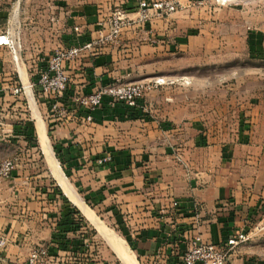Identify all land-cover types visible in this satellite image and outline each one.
<instances>
[{
    "label": "crops",
    "instance_id": "crops-1",
    "mask_svg": "<svg viewBox=\"0 0 264 264\" xmlns=\"http://www.w3.org/2000/svg\"><path fill=\"white\" fill-rule=\"evenodd\" d=\"M113 1H58L67 2L66 8L71 11L70 17L66 16L67 24L59 45L68 47L94 37L99 21L114 12L107 9ZM115 1V6L121 4L116 10L132 22L116 41L100 49L83 50L67 66L70 94L92 92L102 84L124 77L129 67L141 63L144 57L152 60L157 48L140 42L146 29L158 30L163 24V30L157 32L165 35L171 32L165 29V21L173 13L162 17L149 9L148 19L141 20L138 0ZM56 3L0 0V33L12 34V44L0 45V48H6L12 56L41 50L38 9L54 8ZM29 7L33 9L32 13L27 11L31 20L25 26L24 13ZM48 30H51L49 26ZM167 42L162 49L169 48ZM12 70L25 96L7 93L0 100V121L3 122L0 158L19 155L11 176L0 181V234L7 239L6 247L0 252V264L23 262L29 250L39 245L52 248L56 231L69 241V247L75 242L90 248L82 229H70L67 220L71 217L66 216L65 203L52 187L42 183L35 148L26 146L21 133L14 129L17 120L27 118L26 111L35 126L37 141L40 142L39 131L46 135L45 148L41 142L40 145L58 163L68 192L93 213L96 212L92 207L111 213L115 225L145 264H182L174 248L178 238L186 241L193 234H199L205 241L218 243L236 232L248 233L264 224V219L250 223L264 211V79L258 80L260 85L256 91L239 101L236 127L228 121L220 123L230 115L227 106L232 102L227 98L223 101L226 105L223 112L217 113L211 108V112H199L190 121L185 120L182 112L157 113V107H168L167 95L145 97L146 111L141 114L123 102L105 98L91 112V121L78 116L48 119L53 125L49 138L35 93L28 94L30 74L19 62L14 63ZM158 136L161 139L155 142ZM39 150L69 204L97 231L53 174L46 152L42 153L40 147ZM108 153L112 155L109 163L95 162ZM173 201L178 202L177 207ZM243 244L230 253L231 264L256 263L255 257H246L240 252L246 246ZM69 247L54 250L55 264H88L94 260L89 259V250L72 251Z\"/></svg>",
    "mask_w": 264,
    "mask_h": 264
},
{
    "label": "rangeland",
    "instance_id": "rangeland-1",
    "mask_svg": "<svg viewBox=\"0 0 264 264\" xmlns=\"http://www.w3.org/2000/svg\"><path fill=\"white\" fill-rule=\"evenodd\" d=\"M55 1L57 3L54 4L56 5L54 8L38 9L41 13L39 16L42 28L39 46L41 50L34 54L32 51H27L26 55L12 56L6 48H0V81L2 83L6 84L16 79L14 77L16 74L12 70L14 63L15 65L17 62L23 64L31 77L34 65L61 47L60 35L67 24L66 16L70 17L68 15H71V11L68 12L66 8L67 2L41 0L42 4ZM176 1L179 3L178 10L170 15L168 21H165V29H170L171 32L166 35L159 34L157 31L163 30V24L158 26V30L150 27L144 31L143 38L140 40L147 47L151 44L149 47L157 48L153 52L154 58L151 60L144 57L141 63L131 65L124 77L110 83H151V88L144 91L137 105L130 107L133 108L131 110H136L139 114L145 113L146 107L143 104L145 97L157 98L167 95L168 107H157V113L167 115L166 113L182 112L186 121L198 117L199 112L205 110L211 112V108L217 110V113L223 112L226 107L223 101L227 98L232 102L227 106L230 115L229 118L223 117L220 123L228 121L236 127L239 101L256 91L260 85L258 80L264 79V0H231L226 4L216 3L215 0ZM114 3L107 9L115 11L121 5L115 6ZM25 10L24 22L27 26L31 20V15L27 14V11L32 13L33 9L29 7ZM75 10L78 9L73 8V11ZM48 26L51 30H48ZM124 31L125 28L121 33ZM166 42L169 48L162 49L161 46ZM161 53H165V56H161ZM155 79L164 82L154 86ZM32 91L28 89L29 93L34 94ZM24 96L22 91L19 97ZM35 99L41 112L39 114L47 127L50 123L49 112L40 102L38 95H35ZM160 139V136L156 137L155 142H159ZM36 156L40 167L43 159L38 154ZM39 170L42 183L49 186L53 178L46 165ZM92 209L96 212L94 214L102 222L101 224L120 237L135 257L136 253L132 245L115 225L111 213H104L100 207H92ZM261 216H264V211L253 217L250 223H259L261 219H264ZM90 226L93 228L91 224ZM103 238L102 234L95 230L92 236L93 242H90L89 248V259L94 260H89L88 263L122 264L111 250L108 241ZM249 241L252 243L247 246ZM243 243L246 246L241 248L240 252L246 257H255V264H264V224L257 230L249 231ZM135 259L138 264H145V261L138 256Z\"/></svg>",
    "mask_w": 264,
    "mask_h": 264
},
{
    "label": "built area",
    "instance_id": "built-area-1",
    "mask_svg": "<svg viewBox=\"0 0 264 264\" xmlns=\"http://www.w3.org/2000/svg\"><path fill=\"white\" fill-rule=\"evenodd\" d=\"M231 0H215L216 3L226 4ZM176 0H138L139 19H148V10L153 9L156 15L166 17L178 10ZM119 10H115L106 19L99 21L95 36L90 40L68 47H58L42 61L34 65L31 80L27 84L29 89L37 92L40 102L47 108L49 119L61 120L66 116H78L84 121H91V112L101 106L105 98L112 101L123 102L128 107H135L144 91L150 89L152 84L107 83L97 87L94 91L81 94L69 93L70 78L67 66L80 56L83 50L100 49L104 45L116 41L122 30L131 24ZM7 28L6 26L4 27ZM77 28H75L76 30ZM12 34L0 33V45H11ZM164 81L155 79L154 86ZM151 84V85H150ZM23 91L16 81L0 83V100L7 93L18 96ZM69 94V95H68ZM3 122L0 121L2 127ZM19 155L0 158V181L11 176L18 163ZM112 160L111 154L96 158L98 165H104ZM174 207L177 201L172 202ZM247 233L236 232L226 241L218 243L205 241L199 234H193L188 239L178 238L174 248L182 264H231L230 253L240 243L245 242ZM7 245V239L0 234V252ZM183 245V247L181 246ZM183 248V249H182ZM55 257L50 246L39 245L29 250L25 261L12 264H55Z\"/></svg>",
    "mask_w": 264,
    "mask_h": 264
},
{
    "label": "trees",
    "instance_id": "trees-1",
    "mask_svg": "<svg viewBox=\"0 0 264 264\" xmlns=\"http://www.w3.org/2000/svg\"><path fill=\"white\" fill-rule=\"evenodd\" d=\"M15 77V76H14ZM16 79H14L13 81H16L17 84H19L17 77H15ZM35 95L37 96V92H35ZM69 95V94H68ZM25 102V100H23ZM133 109V108H131ZM134 112H136V110H132ZM27 118L26 119H22V120H17V123L14 124V129L18 130V132L21 133V135L23 136L24 140L26 141V146L30 147V148H35L36 153L38 154V156L40 158H42V155L40 153L39 150V146H38V141H37V136H36V132H35V127L34 124L32 122V120L29 118V112H27ZM132 115H134V113L131 112ZM52 123H48L47 124V135L49 138H51L52 134ZM55 152H56V157H58V153L56 151V148L54 146ZM43 159V158H42ZM43 164L40 165L39 169L41 167H43ZM64 171L65 168H64ZM40 173V170H39ZM49 186L52 187L53 192H55L61 199L62 201L65 203L66 208H67V212H66V216L70 215V220L68 221L69 227L72 230H83V236L85 238H87V245L90 246V242L92 241V236L95 233V230L93 228H91L90 224H88V222L84 219L83 216H81L80 212L72 205L69 204L67 198L62 194L61 189L55 184V181L53 179L50 180L49 182ZM83 227V228H82ZM53 247L51 248L52 252H54V250H59V249H67L69 247V241H67L65 238H63L61 235H59V233H54L53 236V240H52ZM73 248L72 251H78L80 250V252H85V250H89V247L87 248V246L84 243H72V247ZM132 249H134V247H132ZM183 249V248H182ZM136 253V252H135ZM88 264H93V263H88Z\"/></svg>",
    "mask_w": 264,
    "mask_h": 264
},
{
    "label": "bare ground",
    "instance_id": "bare-ground-1",
    "mask_svg": "<svg viewBox=\"0 0 264 264\" xmlns=\"http://www.w3.org/2000/svg\"><path fill=\"white\" fill-rule=\"evenodd\" d=\"M18 73H20V72H18ZM21 76L25 80L26 77H25L23 72H21ZM28 94H30V93L28 92ZM39 129L41 130L40 126H39ZM39 134H40V137H39L40 138V142H41L42 146H44V148H45L46 143H47L46 142V138H45L46 135L44 136L43 134H41L40 131H39ZM46 156H47L49 165L51 166V169L53 171V174L60 181L61 185L63 186L64 191H66L67 194H69L71 196L73 201L75 203H77L82 208V210L84 211V214L94 224V226L96 227L97 231L100 234H102V236L108 241V244L110 245V247L112 248V250L114 251L116 256L118 257V259L121 261V263L122 264H138L136 262L135 257H134V253L128 248L126 243L120 237H118L117 235L112 233L110 229H107L104 226V224L102 225L101 224L102 222L99 221V219L96 217V215L88 207H86L85 205L82 204L81 200L79 201L78 199L73 197V195H71L70 192H68V189H67V186H66L65 182H63V176H62V174H61V172L59 170L58 163L55 160H53L52 157H49L47 152H46Z\"/></svg>",
    "mask_w": 264,
    "mask_h": 264
},
{
    "label": "water",
    "instance_id": "water-1",
    "mask_svg": "<svg viewBox=\"0 0 264 264\" xmlns=\"http://www.w3.org/2000/svg\"><path fill=\"white\" fill-rule=\"evenodd\" d=\"M38 143H39V147H40V149H41L42 153H44V151H43V149H42V147H41V145H40V142H39V140H38ZM52 172H53V171H52Z\"/></svg>",
    "mask_w": 264,
    "mask_h": 264
}]
</instances>
